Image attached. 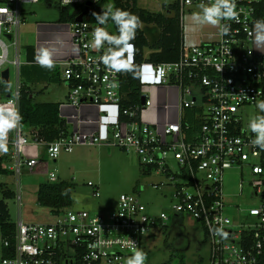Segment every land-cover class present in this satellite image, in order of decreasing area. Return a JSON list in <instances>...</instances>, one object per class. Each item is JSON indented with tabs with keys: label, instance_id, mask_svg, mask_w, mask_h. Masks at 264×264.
Segmentation results:
<instances>
[{
	"label": "built area",
	"instance_id": "obj_1",
	"mask_svg": "<svg viewBox=\"0 0 264 264\" xmlns=\"http://www.w3.org/2000/svg\"><path fill=\"white\" fill-rule=\"evenodd\" d=\"M141 1L135 0L138 6ZM40 2L68 12L74 8V20L67 24L77 55L61 65L62 82L68 87L66 104L73 109L82 104L100 110L109 107L115 118L104 134L75 131L51 143L37 135L29 140L18 123L9 152L13 173L19 177L22 169L33 171L38 164L23 158L31 143L44 145L47 160L53 162L78 146L115 147L135 155L143 174L168 179L164 185L172 189L171 215L200 225L209 245L208 264H264V151L251 143L255 134L248 131L246 121L250 107L257 109L254 117L264 115L256 107L257 101L264 100V49H255L253 43L254 24L264 20V0H235L238 19L221 21L230 24L229 33L222 35L217 26L216 33L201 34L191 44L185 40L184 19L190 11L201 10V3L212 0H176L181 28L178 60L139 63L135 47L131 61L127 53L121 57L125 67L118 71L101 62V56L108 54L107 43L100 49L89 46L93 30L103 27L88 20L99 0H0V68L5 64L19 68L24 21L19 6ZM88 5L90 13L81 22L75 21ZM9 14L14 17L6 19ZM112 34L118 35V30ZM9 47L14 49L12 60ZM131 77L140 85V97H131ZM154 87L177 89V103L155 104L145 95ZM18 98L17 84L7 101L15 111ZM153 110L165 113L159 112L161 121H149ZM169 113L175 114L172 120ZM232 169L251 177L249 185L258 198L257 206L246 210L243 222H234L226 212L231 206L224 199L223 176ZM48 182L60 181L49 172ZM87 187L93 198H99L98 185L88 182ZM59 214L53 225L24 224L19 219L12 247L3 242L4 248H12L13 257L2 259L1 264H126L136 249L143 251L142 239L149 231L168 219L165 212L158 217L147 215L146 207L131 194L119 195L115 210L106 214L72 209Z\"/></svg>",
	"mask_w": 264,
	"mask_h": 264
},
{
	"label": "rangeland",
	"instance_id": "obj_2",
	"mask_svg": "<svg viewBox=\"0 0 264 264\" xmlns=\"http://www.w3.org/2000/svg\"><path fill=\"white\" fill-rule=\"evenodd\" d=\"M175 3L176 0H144L139 3V7L149 12L163 14L169 10L173 15L176 12ZM109 7L114 8L112 0H107L106 5L101 8V14ZM19 10L30 23L59 21L58 6H48L46 2L21 4ZM68 10L73 13L74 8ZM195 12L199 11L193 13ZM186 22L185 17L184 25ZM103 27L111 33L115 30L111 21ZM26 29L25 23L20 26V63L24 62L23 35ZM140 29L149 46H152L159 37V29L155 25L146 24H142ZM184 30L186 32L187 28ZM149 50L150 48H146L144 53L147 54ZM8 51L9 59L12 60L14 49L9 47ZM6 69L10 73V88L14 89L16 69L11 64H5L0 68V72ZM145 95L153 98L151 91L150 93L146 91ZM256 112V108H248L246 121L249 122ZM160 113L162 116L165 115V113ZM169 116L175 117V114L169 113ZM27 148L31 147L28 145L25 149ZM38 148L40 147L36 146L37 152ZM46 162L48 169L46 173H28L24 168L19 177L15 173L0 176V182L4 183L14 194L6 201V204L10 220L15 225L19 217L24 224L43 225H53L61 218V214H52L49 208L40 206L37 202L38 186L42 183H49L48 173L53 172L60 180L71 182L74 185L71 193L72 206L70 209L72 210H85L90 215L106 214L115 210L119 195L131 194L146 207L147 215L158 217L162 212L168 213V219L151 229L142 239V249L146 255L145 264H176L178 261H182L183 264L209 263V245L205 241L200 225L188 217L171 215L172 189L164 185L168 183V179L152 173L143 174L135 155L126 154L115 147L78 146L70 154H61L55 162L51 160ZM12 164L13 161H7L5 166L11 167ZM250 179L251 177L245 171L241 173L232 169L224 173V199L231 206L226 212L234 222H243L246 210L258 204V198L254 197L249 185ZM240 181L241 189L239 188ZM88 182L98 185L99 198L91 196V189L87 187ZM155 183H161L157 189L152 188V184ZM0 200H2L1 195ZM237 208L241 211H237ZM1 256L0 234V260Z\"/></svg>",
	"mask_w": 264,
	"mask_h": 264
},
{
	"label": "trees",
	"instance_id": "obj_3",
	"mask_svg": "<svg viewBox=\"0 0 264 264\" xmlns=\"http://www.w3.org/2000/svg\"><path fill=\"white\" fill-rule=\"evenodd\" d=\"M114 9L126 11L139 19V24L155 25L159 29V37L157 41L149 46L142 30L139 26L136 29L134 45L138 51L136 59L140 63L145 60L144 49L150 48L153 50L148 55L146 60L153 63H166L174 62L179 57V46L181 42V28L178 22L177 13L173 15L169 13H154L141 9L132 0H112ZM107 3V0H99V2L92 9L91 15L88 20L95 22L93 13L101 14V8ZM74 16L67 9L59 10V22H72ZM114 29L117 27L113 23ZM113 35L112 33H109ZM25 59L28 63L34 62V50L32 47L24 48ZM60 68H54L53 74L48 78L49 82H57L60 76ZM20 78L22 76V67H20ZM131 97H140L141 89L135 77L130 80ZM13 96L12 90L8 85L0 80V107L4 110H13L12 107H7V101ZM16 112L20 116L19 125L21 131L25 136L37 135L44 143H51L60 135H67L66 122L59 115L58 103H35L30 96L28 86L21 82L19 86V98L17 102ZM10 143V142H9ZM10 144L7 149H10ZM38 158L39 163L46 162V147L38 145ZM4 158H0V176L9 175L11 172L2 167ZM74 190V185L68 181H60L58 183H42L38 186L37 202L40 206L50 209L52 214H59L60 212L70 209L72 206L71 193ZM0 234L2 239V259H9L13 257L12 245L14 243V236L16 233V225L11 222L8 212L7 200L13 197V193L7 188L4 183L0 182ZM7 241L10 248H4L3 242ZM170 264V263H169ZM176 264H183L178 261Z\"/></svg>",
	"mask_w": 264,
	"mask_h": 264
},
{
	"label": "crops",
	"instance_id": "obj_4",
	"mask_svg": "<svg viewBox=\"0 0 264 264\" xmlns=\"http://www.w3.org/2000/svg\"><path fill=\"white\" fill-rule=\"evenodd\" d=\"M47 5L49 6L48 3ZM194 11L200 10H192L188 13L186 17L187 22L185 28H187V30L185 32V40L187 43L190 44L198 42L200 40L201 34H214L217 32V26L213 25H204L201 26L198 30L193 31L190 17ZM166 12H168V10ZM24 23L27 29L24 31L23 43L25 47L33 48L34 62H26L24 53V62L20 63L18 69L15 68L16 70L14 89L10 88V73L9 70L6 69L8 70L9 88L12 90V92H14L16 85L18 84L20 86L21 82H24L28 86L30 96L33 98L35 103H58L59 115L66 122L68 133L79 131L85 133L98 132L100 134H104L105 131H107L108 129L106 127L108 122L113 121L115 118L114 109L106 107L100 110L93 104H82L77 109H73L66 104L68 87L62 82L61 72L57 82L48 81V78L53 74L52 72L54 68H60L61 71V65L68 59L73 58L77 55V50L71 41L70 29L67 24L68 22L39 21L30 23L29 21H27V18L24 17L23 24ZM141 25L142 24L139 25V28ZM108 32L111 33V31ZM41 48L55 49L52 57L54 62V67L52 69L43 67L37 62L36 55ZM145 50L146 49H144V51ZM152 52L153 50L150 49L147 54L144 53V58L146 59L148 55ZM20 67H22L21 78L19 73ZM151 97H153L152 99L155 104L175 105L179 97V92L177 89L174 88L154 87L151 90ZM7 107L11 106L8 105ZM0 110H4V108L2 109V107H0ZM148 118L150 122H158L161 121L162 116L158 111L153 110L148 115ZM169 119L172 120L173 117H169ZM27 137L29 140L32 141L31 136ZM13 139L14 128L9 130L6 134L0 133V158H4L2 162V167L9 170L11 173H13L11 169L12 166L6 167L5 163H7V161H11L9 157V152L11 150V143ZM9 144L10 149H7V145ZM29 146L31 148H27L24 150L23 158L26 160H36L38 161V164L34 167L33 171H29L28 169H26L27 172L46 173L48 170L47 162L39 163L40 160L38 158V152L36 149V146L38 147V145H34L31 143ZM59 181L64 180L59 179ZM19 219H21V217H19Z\"/></svg>",
	"mask_w": 264,
	"mask_h": 264
},
{
	"label": "clouds",
	"instance_id": "obj_5",
	"mask_svg": "<svg viewBox=\"0 0 264 264\" xmlns=\"http://www.w3.org/2000/svg\"><path fill=\"white\" fill-rule=\"evenodd\" d=\"M70 2L71 0H65ZM200 11L191 15L192 30L196 31L201 26L213 25L220 26L221 34L227 35L230 31V24H221L225 20H237L238 14L234 11L235 0H212L210 4H200ZM95 22L98 25L106 26L109 21L114 23L118 30V35H111L106 27H97L93 30L92 40L89 46L93 49H100L107 43L109 45L108 54L101 56V62L109 69L120 70L125 67L121 62V57L127 53V59H133L135 45L131 43L135 39L136 29L139 25L138 17L120 10L109 7L102 14L93 13ZM14 17L12 14L6 19ZM255 49H264V20H258L253 27ZM55 49L41 48L37 55V62L48 69L54 67L53 52ZM160 75H163L161 70ZM159 82V81H157ZM256 107L261 113H264V100L257 101ZM20 116L14 110H0V133H7L9 130L17 127ZM248 131L255 134L251 143L264 151V115H257L251 118L247 125ZM146 255L142 250L136 249L130 256L126 264H145Z\"/></svg>",
	"mask_w": 264,
	"mask_h": 264
},
{
	"label": "water",
	"instance_id": "obj_6",
	"mask_svg": "<svg viewBox=\"0 0 264 264\" xmlns=\"http://www.w3.org/2000/svg\"><path fill=\"white\" fill-rule=\"evenodd\" d=\"M90 5H88V7L85 9V11L75 19V21L77 22H81L82 21V18L83 16L87 15L90 13ZM0 80L2 83L8 85L9 84V79H8V70H4L0 73Z\"/></svg>",
	"mask_w": 264,
	"mask_h": 264
}]
</instances>
